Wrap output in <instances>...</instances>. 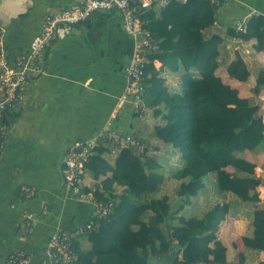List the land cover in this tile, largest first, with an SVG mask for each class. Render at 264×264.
<instances>
[{
  "label": "trees",
  "instance_id": "trees-1",
  "mask_svg": "<svg viewBox=\"0 0 264 264\" xmlns=\"http://www.w3.org/2000/svg\"><path fill=\"white\" fill-rule=\"evenodd\" d=\"M216 11L205 0H188L151 8L141 16L156 45L145 67L142 100L154 117H162L163 124L153 127L152 138L179 155L182 166L170 174L177 181L173 187L177 199L173 206L167 195L151 197L165 183L166 170L156 148H148L141 139L145 149L139 156L129 149L114 153L108 144L96 147L84 171L93 180H103L93 190H83L99 200L113 199L115 207L105 219L91 218L95 227L80 236L91 247L79 251L77 238L72 245L76 254L72 264H146L150 255L158 259L172 256L174 264H231L216 236L230 205L217 202L198 218L183 215L191 202L208 192L231 194L253 206L252 236L243 237L242 243L245 249L264 252V206L256 205L257 188L264 186V179L256 176L254 163L240 156L262 149L264 157V121L257 114L264 69L254 72L249 98H241L237 89L216 75L224 37L204 34L217 19ZM225 36L255 40L254 49L263 52L264 18L251 15L244 32L229 27ZM155 63L161 67L156 69ZM227 73L242 83L251 75L239 53ZM163 74L178 76L176 90ZM7 123L3 120L2 125ZM109 155L115 156L112 165ZM228 167L233 168V176L226 172ZM234 264H245L244 255L239 254Z\"/></svg>",
  "mask_w": 264,
  "mask_h": 264
},
{
  "label": "crops",
  "instance_id": "crops-1",
  "mask_svg": "<svg viewBox=\"0 0 264 264\" xmlns=\"http://www.w3.org/2000/svg\"><path fill=\"white\" fill-rule=\"evenodd\" d=\"M76 5L77 0H0V32H3V48L10 66L15 69L16 59L27 54L47 14ZM251 15L264 18V0H232L216 11L218 26L210 29L212 34L224 37L216 75L223 83L237 89L241 98L251 97L250 90L255 83L253 74L259 68L264 69V51L256 52L255 40L245 42L225 34L229 27L235 28L236 22ZM133 47L134 42L124 32L120 14L116 11L98 12L79 25L57 28L44 54V74L31 79L23 88L20 103L6 112L4 120L8 123L0 129L6 133L0 147L2 259L21 250L29 255L28 264H41L43 250L56 230L72 232L93 217L90 206L77 200L64 187L62 171L69 148L105 126L120 133L134 134L148 148H156L155 154L162 167L169 169L164 171L163 186L170 182L172 170L182 166L173 148L152 138L153 127L163 124L162 117H154L150 109L144 116L133 111L125 72ZM235 53L241 55L251 72L244 83L230 79L227 73ZM160 67L155 63L156 69ZM163 76L176 90L178 76ZM263 95L264 92L258 100L264 113ZM240 156L254 163L256 176L264 179L262 149ZM114 157H107L111 165ZM173 160L176 164L172 166ZM226 172L230 176L234 174L231 167L226 168ZM101 180L103 178L96 181L84 174L82 186L93 190ZM175 184L171 182L172 187ZM22 185L34 187L36 196L29 200L21 198L19 189ZM259 190V199L264 206V186L258 187ZM118 191L114 189V192ZM206 199H212V205L217 202L230 205L229 214L216 234L226 248L227 262L236 263L239 254L244 255L245 264L264 262V252L245 249L242 243L243 237L252 236L253 206L247 208L248 204L231 194H202L184 211L190 214L200 206L199 203L204 206ZM24 212L34 217L32 232L25 237L21 231ZM75 242L79 251L91 247L83 237Z\"/></svg>",
  "mask_w": 264,
  "mask_h": 264
},
{
  "label": "built area",
  "instance_id": "built-area-1",
  "mask_svg": "<svg viewBox=\"0 0 264 264\" xmlns=\"http://www.w3.org/2000/svg\"><path fill=\"white\" fill-rule=\"evenodd\" d=\"M188 0H77V5L61 12L47 14L38 35L31 41L26 55L16 59V68L10 66L7 54L3 48V32H0V129L8 110L21 101V91L31 81L44 74V54L50 45L59 26L79 25L98 12L116 11L120 14L124 32L133 40V53L126 67V75L129 81V93L131 105L135 114L144 116L149 108L143 104L142 94L145 89V67L148 64V56L155 52L156 45L151 33L146 29L141 16L151 8L165 7L170 2L185 4ZM216 10L220 9L232 0H205ZM215 20L212 27H217ZM211 28L204 30L206 36H210ZM246 19L235 23L237 32H244ZM6 133L0 130L1 143L5 141ZM112 145L113 152L129 149L133 156H139L144 152L145 145L140 139L131 133H120L112 127L105 126L94 135L77 141L66 153L63 167L64 187L79 201L90 206L92 218L99 221L107 218L115 207V201L111 198L97 199L93 193L84 192L82 178L85 174V166L88 164L93 150L100 145ZM20 197L29 200L36 196L37 191L32 186L22 185L19 189ZM259 193V192H258ZM262 207V202L256 203ZM90 219L72 232L56 230L50 237L43 250L41 264H72L75 252L72 248L74 241L90 232L95 227V220ZM34 217L29 212L22 214L21 231L23 236L31 234ZM29 255L24 251H16L5 259L0 257V264H28Z\"/></svg>",
  "mask_w": 264,
  "mask_h": 264
},
{
  "label": "rangeland",
  "instance_id": "rangeland-1",
  "mask_svg": "<svg viewBox=\"0 0 264 264\" xmlns=\"http://www.w3.org/2000/svg\"><path fill=\"white\" fill-rule=\"evenodd\" d=\"M257 114H259L261 117H262V119H263V115H264V113H263V111L261 110V108L259 107V110L257 111ZM264 121V120H263ZM163 153H166V152H164L163 151ZM259 156H260V158L259 159H261V155L259 154ZM174 164H176V162H175V160H173V164H172V166L174 165ZM165 168V170H166V172H168L167 170H169L168 169V167H164ZM168 176H169V174H168ZM230 176V175H229ZM211 178V176L210 177H208L207 178V180H206V184H208L207 182L209 181V179ZM171 182L172 183H176L177 184V181H174L173 179H170V182H167L164 186H163V188H160V190L157 192V193H155V194H152L151 195V197H153V198H162L165 194L169 197V200H170V203H171V205H175V201H176V199H177V197L174 195V190H173V187H172V185H171ZM172 190H173V192H172ZM204 194H212V192L210 193V192H208V193H204ZM261 194V191L259 190V195ZM205 205L203 206L201 203H199L200 204V206L197 208V209H194V210H191L192 212H190V213H192V215H194V216H190L189 214H188V211H184L183 212V215H185V216H188V217H195V218H198V217H200V215H201V212L203 211V209H206L207 207H209V206H211L212 205V203L214 202V201H212V199H206L205 201ZM245 204H247V203H245ZM251 204H248L247 205V208H250L249 206H250ZM203 206V207H202ZM189 210V211H190Z\"/></svg>",
  "mask_w": 264,
  "mask_h": 264
},
{
  "label": "water",
  "instance_id": "water-1",
  "mask_svg": "<svg viewBox=\"0 0 264 264\" xmlns=\"http://www.w3.org/2000/svg\"><path fill=\"white\" fill-rule=\"evenodd\" d=\"M146 264H174L173 263V257H166L164 259H158L153 255H150L147 260Z\"/></svg>",
  "mask_w": 264,
  "mask_h": 264
}]
</instances>
